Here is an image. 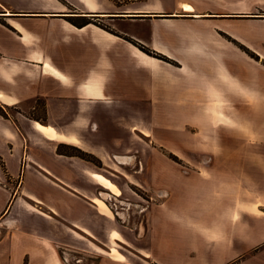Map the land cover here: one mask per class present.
<instances>
[{"label":"crops","instance_id":"1","mask_svg":"<svg viewBox=\"0 0 264 264\" xmlns=\"http://www.w3.org/2000/svg\"><path fill=\"white\" fill-rule=\"evenodd\" d=\"M172 1L0 0L5 113H0V264H256L261 259L257 247L264 238L242 237L241 231L256 234L262 224L257 222H264L258 214L264 206V0ZM182 5L193 9L184 11ZM91 15L150 23L148 43L130 38L179 62L157 33L174 20L232 18L254 23L255 30L195 35L198 41L223 43L214 48L219 55L208 74L197 77L196 69L195 85L176 77L183 64L175 67L145 54L116 28L112 33L68 22ZM211 49L203 51L210 56ZM192 90L200 100L190 99ZM113 100L120 104L110 109L106 103ZM113 110L121 116H200L207 126L217 118L223 138L218 160L224 166L218 176L224 183L231 175L235 179V169L226 166L230 159H243L240 138L247 133L254 138L247 144L249 179L261 203L243 205L247 192L234 190L168 192L163 204L145 208L141 221L125 227L97 198L101 174L81 158L57 152L59 144L108 147L101 140L108 135L113 140L108 132ZM88 117L96 128L83 141L76 129Z\"/></svg>","mask_w":264,"mask_h":264},{"label":"rangeland","instance_id":"2","mask_svg":"<svg viewBox=\"0 0 264 264\" xmlns=\"http://www.w3.org/2000/svg\"><path fill=\"white\" fill-rule=\"evenodd\" d=\"M176 1L178 0H173L172 3ZM71 12L76 11L71 9ZM77 15L71 14V16ZM191 16H187L188 19L174 20L167 27L161 26L157 33L159 35V43L165 44L166 47L170 46L171 55L178 58L180 62L171 60L172 57L168 58L169 61L160 60L175 67L183 64L184 69L178 71L176 77L183 80H186L184 78H189L196 85L197 82L193 79L197 78L201 72L206 74L210 72L211 64L213 67L216 56L219 55L214 48L222 46L223 43L219 42L217 44V42H212L208 39L198 41L194 39L195 35L200 36V34L203 35L213 29L223 34L225 31L237 34L249 28L250 31L248 32H253L255 24H247L242 20L232 18L213 21L209 19L194 20L191 19ZM214 16L216 15H206V17ZM68 22L76 26L89 22L91 25L113 33H116V28L119 33L126 35L124 40L136 48H138L139 43L132 38L147 39V43L150 39L148 37L150 23L138 19L108 20L97 15L76 20L68 19ZM220 35L223 36L222 34ZM225 35L228 34L226 33ZM225 40L238 47L251 60H259V56L250 52L234 37L227 36ZM142 43L149 46L146 42ZM187 48H190L189 52H187ZM211 48H213V52L210 53V56L203 51L206 49L212 50ZM262 62L264 63V61ZM196 69L198 70L196 72L197 77H195ZM185 87L190 88L191 83ZM199 87L200 85H198L197 90H199ZM197 90L189 91L190 99L200 100V94L197 93ZM114 95H118V93L114 91ZM133 96H136V94ZM176 96L180 97L182 94H177ZM106 104L110 109H115L119 106L120 101L113 100ZM8 111L12 112V110ZM112 112L113 118L112 123L108 125V132H112L113 140L108 137L109 135L101 140L108 147L90 148L86 146L84 147L85 149H81L73 145L70 146L90 154L91 158L86 156V159L90 160H82L86 161L92 168L96 169L97 173L102 175L99 177H102L117 189L116 192H112L109 187L99 182L102 187L98 186L96 190L97 198L104 201L106 205L114 210L113 213L118 217V221L125 227L141 221L145 208L163 204L168 199V192H222V190L233 192L234 190V192H242V194L247 192L245 201L242 195L243 205L261 203L258 195L252 194V192H255L256 185L249 179L247 149L249 146L247 144L254 138L249 139L247 133L242 134L240 138L241 142L243 141L241 146H246V149H243V152L241 151V156L243 159L244 157L246 158L243 160L239 159L238 156L236 159L229 160L230 163L226 168L235 169L236 176L235 179L232 175L229 176L230 178L224 183L222 175L218 176V170L223 171L224 166L218 160L220 159L218 158L220 154L217 147L223 138L216 128L217 118H213L214 122L212 125L207 126L205 125L206 123H202L206 118L200 116H156L153 118L152 116H141L131 112L129 115L124 113L123 116L117 111L113 110ZM86 119L88 122L82 120L76 129L80 132L82 136L80 137L83 141L90 138L93 133L92 130L96 128L93 118L88 117ZM163 122L166 126L160 125ZM242 123L246 124L247 118L242 120ZM234 161L236 164L238 161H242L241 167L238 168V164L234 166ZM120 192L122 193L120 194ZM261 195L264 196L263 193ZM259 211L261 213L258 214L263 215L264 206H260ZM257 223L262 224L257 226L256 234L253 233L254 229L248 231V228H242V237L247 235L256 240L263 239L264 232H261L260 229L264 230V222ZM257 248L258 255L262 257L256 264H264V244Z\"/></svg>","mask_w":264,"mask_h":264},{"label":"trees","instance_id":"3","mask_svg":"<svg viewBox=\"0 0 264 264\" xmlns=\"http://www.w3.org/2000/svg\"><path fill=\"white\" fill-rule=\"evenodd\" d=\"M88 23L89 22L84 23V24L79 25V26H83V25H86ZM138 48H139L140 51L144 52L145 54H147L149 56H152L154 58L161 59V60H164V61H169V59L166 58L165 56H163L162 54H159V53L155 52L154 50H152V49H150V48H148V47H146V46H144L142 44H139ZM0 113L2 115H5V113L2 111L1 108H0ZM57 152L59 154H62V155L76 156V157H79V158L85 159V160H90V159H86V156L89 157V158L92 157L90 154H86V153L80 151L78 148H75V147H72V146L66 145V144H60L57 147Z\"/></svg>","mask_w":264,"mask_h":264},{"label":"bare ground","instance_id":"4","mask_svg":"<svg viewBox=\"0 0 264 264\" xmlns=\"http://www.w3.org/2000/svg\"><path fill=\"white\" fill-rule=\"evenodd\" d=\"M182 9H183L184 11H190V10L193 9V8H191L189 5H182ZM97 180H98V182H100L102 185H105V186L109 187V189H110L112 192H116V191H117V189H116L114 186L110 185V184H109L105 179H103L102 177H97Z\"/></svg>","mask_w":264,"mask_h":264},{"label":"built area","instance_id":"5","mask_svg":"<svg viewBox=\"0 0 264 264\" xmlns=\"http://www.w3.org/2000/svg\"><path fill=\"white\" fill-rule=\"evenodd\" d=\"M2 57L1 53H0V58Z\"/></svg>","mask_w":264,"mask_h":264},{"label":"flooded vegetation","instance_id":"6","mask_svg":"<svg viewBox=\"0 0 264 264\" xmlns=\"http://www.w3.org/2000/svg\"><path fill=\"white\" fill-rule=\"evenodd\" d=\"M91 16H96V15H91Z\"/></svg>","mask_w":264,"mask_h":264}]
</instances>
